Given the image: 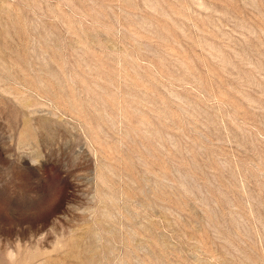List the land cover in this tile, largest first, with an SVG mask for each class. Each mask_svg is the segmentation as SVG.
I'll list each match as a JSON object with an SVG mask.
<instances>
[{"label":"rangeland","instance_id":"1","mask_svg":"<svg viewBox=\"0 0 264 264\" xmlns=\"http://www.w3.org/2000/svg\"><path fill=\"white\" fill-rule=\"evenodd\" d=\"M0 264H264V0H0Z\"/></svg>","mask_w":264,"mask_h":264}]
</instances>
